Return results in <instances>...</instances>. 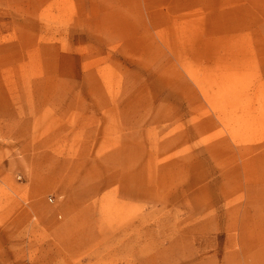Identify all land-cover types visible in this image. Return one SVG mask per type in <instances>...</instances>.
<instances>
[{"label": "rangeland", "instance_id": "rangeland-1", "mask_svg": "<svg viewBox=\"0 0 264 264\" xmlns=\"http://www.w3.org/2000/svg\"><path fill=\"white\" fill-rule=\"evenodd\" d=\"M0 264H264V0H0Z\"/></svg>", "mask_w": 264, "mask_h": 264}, {"label": "crops", "instance_id": "crops-1", "mask_svg": "<svg viewBox=\"0 0 264 264\" xmlns=\"http://www.w3.org/2000/svg\"><path fill=\"white\" fill-rule=\"evenodd\" d=\"M47 228V230H51L52 228L51 227H54L55 226V224H51V223H45L44 224Z\"/></svg>", "mask_w": 264, "mask_h": 264}]
</instances>
